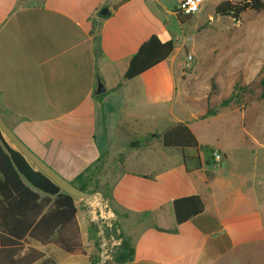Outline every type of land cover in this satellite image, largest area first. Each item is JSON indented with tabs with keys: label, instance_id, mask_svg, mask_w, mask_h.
Returning a JSON list of instances; mask_svg holds the SVG:
<instances>
[{
	"label": "crops",
	"instance_id": "0c3cea01",
	"mask_svg": "<svg viewBox=\"0 0 264 264\" xmlns=\"http://www.w3.org/2000/svg\"><path fill=\"white\" fill-rule=\"evenodd\" d=\"M220 1L215 0L214 7ZM177 2L0 0V114L32 151L68 181L108 193L118 229L134 250L132 260L121 264H215L253 241L262 223L261 208L252 221L250 212L236 215L235 203L248 197L238 195L242 183L235 181L232 171L227 176L220 164L211 169L203 162L199 170L187 172L182 151L163 146L162 132L180 121L190 127L188 120L175 118L164 128H146L144 109H136L137 103L124 100L111 116L105 109L110 90L122 92L133 86L123 96L135 95L142 80L148 82L152 102L159 101L162 85L174 96L186 63L177 59L176 43L164 61L120 86L119 79L151 34L163 41L175 39L167 16L183 25L175 13ZM105 6L111 13L99 19L96 13ZM98 23L96 42L92 26ZM98 75L105 87L100 97ZM151 129H156L154 135ZM197 140L222 153L218 146ZM161 152H173L179 161L163 163L155 157ZM219 175L226 180L213 184ZM191 194L203 198L205 210L177 224L173 199ZM77 218L81 232L82 221L92 227L85 209L78 210ZM34 245L53 256L50 245ZM90 254L87 251L86 256Z\"/></svg>",
	"mask_w": 264,
	"mask_h": 264
},
{
	"label": "rangeland",
	"instance_id": "374dc122",
	"mask_svg": "<svg viewBox=\"0 0 264 264\" xmlns=\"http://www.w3.org/2000/svg\"><path fill=\"white\" fill-rule=\"evenodd\" d=\"M214 2H206L194 13L192 20L182 26L176 18L167 16L168 30L176 39L177 59L192 55L190 65L184 66V79L176 81L174 96L162 85L159 101L156 98L152 102L148 82L142 80L135 95L123 96L125 91L131 92L133 86L122 92L110 90L105 109L111 116L122 108V101L131 105L137 103L136 109H144L146 128L155 125L158 129L164 128L175 118L188 120L199 141L221 148L220 167L227 176L230 171L234 173L235 181L242 183L238 195L248 197L233 204L236 215L250 212L247 215L252 221L261 208L263 218L253 241L225 254L215 264H264V98H261L259 85L264 79V10L249 9L242 13L240 21H234L229 16L215 17ZM119 80V84L127 81L123 77ZM231 94L232 100L222 105ZM207 110L215 114L205 115ZM150 118L161 119V122L157 125ZM155 133L156 129H151L150 135ZM200 156L208 164L209 154L205 148L200 150ZM155 157L163 163L179 161L173 152L156 153ZM207 167L214 169L211 163ZM225 175H219L212 183L217 185L218 179L226 180ZM238 195L233 194L236 198ZM80 200L76 197L79 213L84 212ZM82 232L86 233L84 244L90 256L69 254L50 245L59 264H90V257L99 253L98 238L89 222L82 221Z\"/></svg>",
	"mask_w": 264,
	"mask_h": 264
},
{
	"label": "trees",
	"instance_id": "16d2710c",
	"mask_svg": "<svg viewBox=\"0 0 264 264\" xmlns=\"http://www.w3.org/2000/svg\"><path fill=\"white\" fill-rule=\"evenodd\" d=\"M249 9L257 12L264 10V0H222L214 7V16H229L234 21H240L242 13ZM110 13L109 7L105 6L97 11L96 16L102 19ZM176 16L180 24L189 23L193 18L192 14ZM92 32L96 33L97 42L99 23L93 24ZM175 43L173 38L163 41L156 34H151L130 58L123 78L134 79L167 59L173 53ZM97 78L100 82L99 75ZM259 85L261 98H264V79L260 80ZM97 96L100 97L101 94ZM232 98L233 94L223 100L222 105L229 103ZM210 113L214 112L207 110L205 115ZM161 137L163 146L179 148L182 151L187 172L202 167V148L206 152L211 149L209 146L200 145L192 129L182 121L166 128ZM143 141L145 139L132 142L131 145L137 146ZM208 158L210 160V156ZM82 176L83 174L78 178L81 179ZM75 186L90 191L86 183ZM103 193L106 198L109 197L107 192ZM172 205L177 224L186 222L205 210V202L199 194L176 197ZM78 210L76 197L63 191L36 169L21 152L8 143L0 130V264H58L53 256L36 247L34 243L54 245L73 255H86L77 218ZM91 225L95 231V225ZM96 245L100 249L98 242ZM133 254L132 246L123 237V244L114 254V262L121 264L132 260ZM99 259V253L91 256L90 264H96Z\"/></svg>",
	"mask_w": 264,
	"mask_h": 264
},
{
	"label": "built area",
	"instance_id": "2783aa9c",
	"mask_svg": "<svg viewBox=\"0 0 264 264\" xmlns=\"http://www.w3.org/2000/svg\"><path fill=\"white\" fill-rule=\"evenodd\" d=\"M204 0H178L175 13L182 15L194 14L202 7ZM192 55L187 54L186 66L190 65ZM211 165L217 168L222 159V153L211 148L208 151ZM87 200H80L86 210L92 224L95 225V232L99 244V256L102 264H118L114 262V254L123 244V235L118 229V215L109 200L99 191L91 192ZM99 259V260H100Z\"/></svg>",
	"mask_w": 264,
	"mask_h": 264
},
{
	"label": "water",
	"instance_id": "95a60500",
	"mask_svg": "<svg viewBox=\"0 0 264 264\" xmlns=\"http://www.w3.org/2000/svg\"><path fill=\"white\" fill-rule=\"evenodd\" d=\"M105 92V87L103 83L98 82L96 89L97 94ZM0 130L9 139L13 146L21 152L34 166L36 169L45 174L50 178L55 184H57L66 193L78 197L82 200H87L90 198L92 193L90 191L82 190L79 187L73 185L60 173H58L54 168H52L48 163H46L42 158H40L34 151H32L11 129L8 124L3 119L0 114ZM96 264H102V259H100Z\"/></svg>",
	"mask_w": 264,
	"mask_h": 264
}]
</instances>
